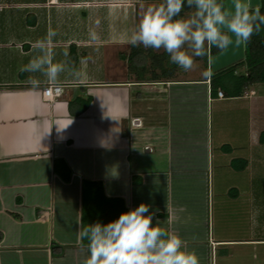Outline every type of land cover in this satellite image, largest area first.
Returning a JSON list of instances; mask_svg holds the SVG:
<instances>
[{
  "label": "crops",
  "instance_id": "0c3cea01",
  "mask_svg": "<svg viewBox=\"0 0 264 264\" xmlns=\"http://www.w3.org/2000/svg\"><path fill=\"white\" fill-rule=\"evenodd\" d=\"M161 2L0 0V16L9 13L22 28L0 29V264H82L85 181L101 183L128 210L148 204L200 264H216V247L226 241L211 235L210 164L216 152L227 173L235 159L248 160L243 172L264 164V82L241 97L212 95L211 76L243 63V46L214 55V72L204 78L184 77L180 68L157 80L135 73L130 65L151 66L148 49L137 47L134 56L125 41L146 8ZM49 28L58 33L55 60L66 68L54 101L43 97V76L33 74L42 81L33 90L19 71ZM89 29L98 42L89 41ZM246 71L242 64L235 73ZM214 104L236 106L227 117L234 127L217 141L209 128ZM232 142L240 143L235 156Z\"/></svg>",
  "mask_w": 264,
  "mask_h": 264
},
{
  "label": "clouds",
  "instance_id": "9594fccd",
  "mask_svg": "<svg viewBox=\"0 0 264 264\" xmlns=\"http://www.w3.org/2000/svg\"><path fill=\"white\" fill-rule=\"evenodd\" d=\"M185 7L193 10L187 17L181 15ZM262 31L264 14L251 0H230V6L224 0H162L146 8L125 42L157 52L163 49L170 63L188 72L196 58H207L211 65L214 48L223 53L230 46L247 47ZM57 35L49 28L33 44L34 55L19 68L29 74L26 83L33 90L41 86L42 81L33 75L39 74L55 86L49 91L62 92L59 78L66 68L55 60L51 47ZM88 38L92 43L100 39L95 29H89ZM77 239L82 249L83 241H88L82 264H200L198 255L185 248L182 237L164 228L145 203L106 224L80 226Z\"/></svg>",
  "mask_w": 264,
  "mask_h": 264
},
{
  "label": "rangeland",
  "instance_id": "374dc122",
  "mask_svg": "<svg viewBox=\"0 0 264 264\" xmlns=\"http://www.w3.org/2000/svg\"><path fill=\"white\" fill-rule=\"evenodd\" d=\"M9 18V13L0 16V29H22L17 18L13 17V23ZM60 20L63 21L61 18ZM72 20V18H64L67 24L74 22ZM68 27L71 26L66 25L65 29H71ZM151 69L153 70L151 66H146L144 72L139 70V73L137 71L135 73L151 77L153 73ZM206 72L209 73L207 76L213 74L212 64H208L207 58H196L194 68L183 76L204 78L207 77ZM235 107V105L229 108L217 104L211 105L209 128L214 140H218V134L222 129L225 128L226 131L227 126H233V121L229 124L227 117L232 119V111L236 109ZM230 130L232 131L230 134H224V140H229L233 136L234 128ZM237 133L241 135H238V139L243 141V131ZM231 144L233 154L230 156H235L241 150L240 143L232 142ZM216 154L217 152L213 163L210 164L211 235L215 240L226 242H221L216 247L215 263L264 264V164H257L256 167L244 172V169H234L235 171L227 173V170L223 169L217 161Z\"/></svg>",
  "mask_w": 264,
  "mask_h": 264
},
{
  "label": "trees",
  "instance_id": "16d2710c",
  "mask_svg": "<svg viewBox=\"0 0 264 264\" xmlns=\"http://www.w3.org/2000/svg\"><path fill=\"white\" fill-rule=\"evenodd\" d=\"M260 8L262 14H264V0H262ZM192 11V9L185 7L181 15L186 17L191 15ZM136 49L137 47H134L132 50L134 56L137 54ZM246 49L247 55L243 63L232 65L211 76L210 86L212 95L217 94L221 89L227 97H241L244 96L246 91L254 85L264 82V31L259 35H255ZM218 54L220 53L214 48L213 56ZM148 56L150 57L151 68H153V70L151 69L153 71V79L172 78L176 75L179 66L168 62L169 57L164 51L162 53H157L152 49H148ZM242 64L246 65L247 71L245 73L236 74V70ZM130 66L132 70L137 71L138 73L146 70V66L144 65ZM261 142L264 143V133L261 135ZM232 166L235 169L243 170L248 166V160L235 159L232 162ZM134 182H139L137 177L134 178ZM83 190V226L96 222L106 224L117 219L122 212L129 211L125 206V202L121 199L114 200L107 198L101 183L85 181L83 184ZM87 243L88 241L85 239L83 244L87 245Z\"/></svg>",
  "mask_w": 264,
  "mask_h": 264
},
{
  "label": "built area",
  "instance_id": "2783aa9c",
  "mask_svg": "<svg viewBox=\"0 0 264 264\" xmlns=\"http://www.w3.org/2000/svg\"><path fill=\"white\" fill-rule=\"evenodd\" d=\"M54 87H55L54 85L49 84L43 89L42 94H43V97H44L45 100L54 101L56 99V97H58V96H60L62 94V92H63V86L62 85H60V87L62 88V92H60V93L48 90V89H52ZM218 96L220 98H224L225 97L224 91L220 89L218 91Z\"/></svg>",
  "mask_w": 264,
  "mask_h": 264
}]
</instances>
